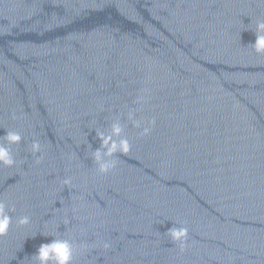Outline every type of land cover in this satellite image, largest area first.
I'll use <instances>...</instances> for the list:
<instances>
[{
	"label": "water",
	"instance_id": "obj_1",
	"mask_svg": "<svg viewBox=\"0 0 264 264\" xmlns=\"http://www.w3.org/2000/svg\"><path fill=\"white\" fill-rule=\"evenodd\" d=\"M258 19L260 0H0V142L23 137L0 165L15 209L0 264L56 236L72 264H264ZM117 119L130 151L100 175L97 132ZM180 225L182 253L166 236Z\"/></svg>",
	"mask_w": 264,
	"mask_h": 264
},
{
	"label": "clouds",
	"instance_id": "obj_2",
	"mask_svg": "<svg viewBox=\"0 0 264 264\" xmlns=\"http://www.w3.org/2000/svg\"><path fill=\"white\" fill-rule=\"evenodd\" d=\"M260 3H264V0H260ZM255 43L250 45V48L258 55H264V19H258L255 22L254 28ZM15 119V115H13ZM127 119L133 122V127L140 128V122L134 120V114L129 112ZM150 125H154L155 121H149ZM124 128L117 119L116 123L111 125V130L108 134L97 132V136L101 141L100 149L91 153L95 165L97 166V172L100 175H107L112 172L116 166L118 159L116 154H127L130 151V143L128 138L124 135ZM150 133V128L145 127L141 133L143 136H147ZM23 137L20 132L15 130H9L6 135L3 136L2 142H0V165L6 167H13L17 165V160L13 157L10 146L19 145ZM7 145V146H6ZM42 152L41 143L39 140L34 139L31 143V154L36 156ZM42 160V156L36 159V163L39 164ZM65 185H71V178H66L62 181ZM14 207H9L5 201L0 200V237L7 234L9 226L12 223V216L10 212H14ZM16 223L19 226H27L30 223V217L27 215L20 216ZM171 241L179 247V251L182 253L185 250L186 242L189 237V230L187 227L173 226L166 233ZM85 245L79 246L80 250L85 249ZM111 245L104 243L103 248L109 249ZM77 251V245L74 241L56 236L50 243L41 244L37 253L31 258L32 264H72L74 253Z\"/></svg>",
	"mask_w": 264,
	"mask_h": 264
}]
</instances>
